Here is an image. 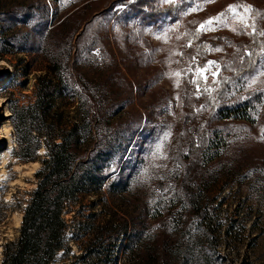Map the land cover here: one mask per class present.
<instances>
[{
    "label": "rangeland",
    "instance_id": "1",
    "mask_svg": "<svg viewBox=\"0 0 264 264\" xmlns=\"http://www.w3.org/2000/svg\"><path fill=\"white\" fill-rule=\"evenodd\" d=\"M233 4L264 31V0H0V264L51 133L75 124L102 182L67 203L51 264H264V36L196 35ZM48 81L49 118L16 130Z\"/></svg>",
    "mask_w": 264,
    "mask_h": 264
},
{
    "label": "trees",
    "instance_id": "2",
    "mask_svg": "<svg viewBox=\"0 0 264 264\" xmlns=\"http://www.w3.org/2000/svg\"><path fill=\"white\" fill-rule=\"evenodd\" d=\"M53 70L58 73V66H54ZM57 86L58 84L51 81L41 86L37 102L24 108L25 113H19V123L14 122L16 130L26 126L27 133L30 134L33 124L39 123L40 120L44 123L49 118ZM62 117L63 115L58 113L55 122L60 123ZM87 127L83 126V131H86ZM78 128L79 125L75 124L62 136L51 133L50 140L46 143L47 156L42 161V168L36 172L37 188L31 193L24 209L19 238L17 242L5 244L1 264H51L56 254L66 249L69 228L65 218L67 203L76 200L77 195L85 191L86 185H100L102 182L99 174H96L93 162L98 138L95 134L88 136L84 132L83 135L82 132L79 133ZM57 138H60L61 142H57ZM38 148L39 143L28 145L23 152L14 151V155L21 160H29L34 158ZM81 154H85L82 161L78 159ZM146 223V227L151 226L150 221ZM212 226L210 223L209 229H212Z\"/></svg>",
    "mask_w": 264,
    "mask_h": 264
},
{
    "label": "snow or ice",
    "instance_id": "3",
    "mask_svg": "<svg viewBox=\"0 0 264 264\" xmlns=\"http://www.w3.org/2000/svg\"><path fill=\"white\" fill-rule=\"evenodd\" d=\"M197 9L193 8L191 11H196ZM254 9L250 5H243V4H233L229 5L227 9H225L223 12L217 14L214 17H210L208 20L204 21L203 23L200 24L199 29H197L196 35L198 36L202 31H210V30H215V27L217 26H223V27H232L233 31H236V27L234 26V22H238L240 27L247 31L248 29H252L251 32L248 34L250 35H261L264 36V31H261L257 33L255 29L254 23L250 22L251 21V12H253ZM191 46V44H189ZM211 48V46H206ZM214 50H221L219 48H216ZM261 54L264 55V45H262L261 49ZM249 56L252 55L251 52L248 53ZM208 64L214 65L216 64L215 61H209ZM207 72V65L205 66L204 69H200L196 72H194V75L197 76V78L202 77L205 82H207V76L204 75V73ZM261 75H264V72L260 73ZM177 75H179L177 73ZM215 75V73H213ZM193 82H197L194 80ZM197 87H199V84L197 83ZM207 90V88L205 89ZM264 138V137H262Z\"/></svg>",
    "mask_w": 264,
    "mask_h": 264
},
{
    "label": "bare ground",
    "instance_id": "4",
    "mask_svg": "<svg viewBox=\"0 0 264 264\" xmlns=\"http://www.w3.org/2000/svg\"><path fill=\"white\" fill-rule=\"evenodd\" d=\"M6 115H9V113H7Z\"/></svg>",
    "mask_w": 264,
    "mask_h": 264
}]
</instances>
